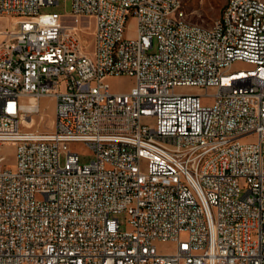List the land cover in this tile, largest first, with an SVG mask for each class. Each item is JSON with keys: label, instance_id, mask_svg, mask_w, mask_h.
Instances as JSON below:
<instances>
[{"label": "built area", "instance_id": "obj_1", "mask_svg": "<svg viewBox=\"0 0 264 264\" xmlns=\"http://www.w3.org/2000/svg\"><path fill=\"white\" fill-rule=\"evenodd\" d=\"M69 2L0 0V264H264V0L209 27L181 26V0Z\"/></svg>", "mask_w": 264, "mask_h": 264}, {"label": "rangeland", "instance_id": "obj_2", "mask_svg": "<svg viewBox=\"0 0 264 264\" xmlns=\"http://www.w3.org/2000/svg\"><path fill=\"white\" fill-rule=\"evenodd\" d=\"M182 7L186 13V20L192 24H196L201 27H209L216 19L219 18L226 0H181ZM70 11L69 0H58V4L54 6H46L41 8V12H57L63 15H67ZM11 24V20L0 18V28H4ZM86 31L83 34V39L87 45V50L90 51L91 46V31L94 23H86ZM137 23L133 16H130L126 22L125 37L127 39H134L136 37ZM244 63H237L233 66L234 69L247 68ZM134 83L132 77H108L106 84L109 86V90L112 93H125L131 90ZM176 91H184V89H177ZM39 112L32 115L31 130L39 132H50L53 121L54 101L52 98H41L38 101ZM250 139L249 141H251ZM65 151L77 154L81 163H87L92 159V154L88 146L81 142L66 143ZM1 153L7 158L6 165L9 168H14L16 163V148L11 145H4L1 148ZM63 159V157H62ZM146 164L143 162L141 170H145ZM120 219H124L123 216ZM174 248V244L171 242L157 244V250L159 252L171 251Z\"/></svg>", "mask_w": 264, "mask_h": 264}, {"label": "bare ground", "instance_id": "obj_3", "mask_svg": "<svg viewBox=\"0 0 264 264\" xmlns=\"http://www.w3.org/2000/svg\"><path fill=\"white\" fill-rule=\"evenodd\" d=\"M180 25L183 27H193V24L188 22L186 18H180ZM224 32H233V25H224ZM30 101L32 103V106L34 107H36V105L38 104L34 100H30ZM26 122L28 123L29 126L32 124L28 119Z\"/></svg>", "mask_w": 264, "mask_h": 264}]
</instances>
